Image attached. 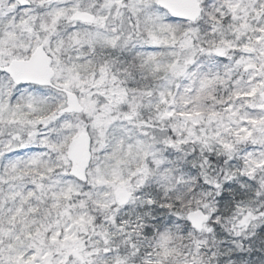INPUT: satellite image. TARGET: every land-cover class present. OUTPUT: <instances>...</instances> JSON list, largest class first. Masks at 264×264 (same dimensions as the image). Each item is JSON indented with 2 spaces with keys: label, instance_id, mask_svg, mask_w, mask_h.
I'll return each mask as SVG.
<instances>
[{
  "label": "snow or ice",
  "instance_id": "obj_1",
  "mask_svg": "<svg viewBox=\"0 0 264 264\" xmlns=\"http://www.w3.org/2000/svg\"><path fill=\"white\" fill-rule=\"evenodd\" d=\"M0 264H264V0H0Z\"/></svg>",
  "mask_w": 264,
  "mask_h": 264
}]
</instances>
